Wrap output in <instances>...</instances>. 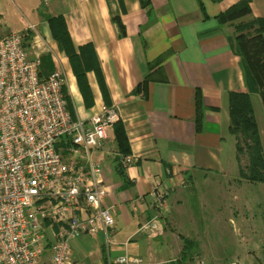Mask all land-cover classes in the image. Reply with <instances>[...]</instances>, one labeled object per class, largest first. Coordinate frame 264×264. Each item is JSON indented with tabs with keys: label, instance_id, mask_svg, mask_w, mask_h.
<instances>
[{
	"label": "crops",
	"instance_id": "0c3cea01",
	"mask_svg": "<svg viewBox=\"0 0 264 264\" xmlns=\"http://www.w3.org/2000/svg\"><path fill=\"white\" fill-rule=\"evenodd\" d=\"M200 1L203 7L198 0H148L147 7L141 0H0V35L35 26L24 39L29 55L47 57L52 69L63 72L72 118L88 121L108 107L119 114L124 127L126 157L132 161L124 165L126 157L121 159L123 175L117 169L122 155L114 130L92 153L109 189L103 203L113 209L115 226L110 242L98 245L101 261H90L89 254L79 261L82 264L111 263L109 247L127 246L155 219L161 233L146 237L168 241L179 258L183 239H188L190 255L204 264L264 263V209L256 203L261 197L246 191L253 185L240 178L236 138L229 132V94L249 89L235 51V28L217 21L240 0ZM250 7L251 16L243 21L264 19V0H250ZM58 16L65 19L76 46L91 45L106 98L97 73L88 69L91 103H85L71 63L48 23ZM117 21L124 27L122 35ZM197 94L201 132L195 127ZM250 96L264 153L260 92ZM214 178L221 184L232 180L234 187L205 195L195 191L200 182ZM157 192L167 194L161 208ZM252 201L254 208L247 207ZM169 223L176 232L168 229ZM123 256L144 264L140 257L116 258Z\"/></svg>",
	"mask_w": 264,
	"mask_h": 264
},
{
	"label": "built area",
	"instance_id": "2783aa9c",
	"mask_svg": "<svg viewBox=\"0 0 264 264\" xmlns=\"http://www.w3.org/2000/svg\"><path fill=\"white\" fill-rule=\"evenodd\" d=\"M29 31L35 26L0 35V264H82L71 242L102 233L109 243L115 226L92 153L109 141L120 116L103 107L88 121L74 120L63 72L40 79V56L31 57L25 45ZM155 196L163 207L167 194ZM138 233L156 237L160 223L150 221ZM112 264L142 261L123 256Z\"/></svg>",
	"mask_w": 264,
	"mask_h": 264
},
{
	"label": "trees",
	"instance_id": "16d2710c",
	"mask_svg": "<svg viewBox=\"0 0 264 264\" xmlns=\"http://www.w3.org/2000/svg\"><path fill=\"white\" fill-rule=\"evenodd\" d=\"M199 4L203 7L200 0ZM143 6L147 7L148 0H141ZM251 16L250 0H240L224 12L217 16V21L221 26L233 25L235 28V37L233 39L235 51L241 59L245 82L249 93H230L229 104V132L236 138L237 154H247L248 164L245 168L240 167V178L252 184H264V153L261 144L260 134L255 119V113L250 94L260 92L262 105L264 109V19H252L243 21ZM54 40L58 43L61 51L68 57L77 83L85 103L90 105V93L86 81V71L94 69L99 77V82L105 98L106 88L103 83L99 66L93 64V49L91 45L76 46L67 29L66 21L62 16L52 17L48 20ZM121 35L124 27L120 21H117ZM39 68V77L42 81L46 80L53 72L47 57H41ZM63 93L67 100L68 110L72 112V107L68 97ZM201 96L196 97V118L195 127L197 132L202 130L201 114ZM115 144L121 154L118 158L117 169L123 175L121 170V159L129 154V147L125 135L124 127L121 121L114 124L113 127ZM184 248L179 263H185L191 258V241L183 239Z\"/></svg>",
	"mask_w": 264,
	"mask_h": 264
},
{
	"label": "rangeland",
	"instance_id": "374dc122",
	"mask_svg": "<svg viewBox=\"0 0 264 264\" xmlns=\"http://www.w3.org/2000/svg\"><path fill=\"white\" fill-rule=\"evenodd\" d=\"M257 122V121H256ZM260 127L263 129L264 132V126L262 124V121H260ZM259 130V128H258ZM260 134V132H259ZM239 165L242 168H245V166L248 164V156L247 154H241L239 155ZM247 184L249 183L246 181ZM207 183V184H206ZM253 186H250L247 188V193L249 194H257L260 195L261 200H256V203H258L257 207L264 209V184H252ZM221 186H223L221 188ZM231 187V188H230ZM234 187V182L232 180H224V183L221 184L218 182L216 178L209 179L208 182H200V184L195 186V191L198 192V194H209L211 192H221L222 190H230ZM211 202V200H209ZM214 202V200L212 201ZM255 202V201H254ZM200 203L199 201H196L197 204ZM253 201L250 202V205H246L247 207H253L252 205ZM185 205L188 207V201L185 202ZM254 208V207H253ZM250 212H247L249 214ZM161 216L159 215V218ZM163 220V218H162ZM188 226V223H187ZM168 229L170 231H174L172 223H169L167 225ZM106 244L104 234H98L95 239L94 237H83L78 240H74L71 242L72 248L74 249L76 253V259L78 261H84V259L89 256V254H92L90 257V261L93 262H100L101 261V249L98 248V245ZM246 247H248L246 245ZM250 248V247H248ZM174 247H172V244H169L168 241H165L164 239H156V240H149L146 236L139 234L137 237H135L131 242L128 243L127 246H125V243H119L116 247L110 246L109 252L110 257L108 259L109 262H113V260L119 256L120 254H126L130 256L140 257L143 260L144 264H196L199 261V258L195 256L194 253H192L191 258L189 260H186L185 263H179L177 260H179V256H177L174 253ZM107 254V253H106ZM191 254V253H190ZM262 261H264L263 258H261ZM242 264H258L255 262H246ZM264 264V263H262Z\"/></svg>",
	"mask_w": 264,
	"mask_h": 264
}]
</instances>
